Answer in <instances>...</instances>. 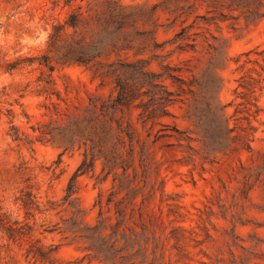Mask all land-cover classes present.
Returning a JSON list of instances; mask_svg holds the SVG:
<instances>
[{
	"label": "rangeland",
	"instance_id": "rangeland-1",
	"mask_svg": "<svg viewBox=\"0 0 264 264\" xmlns=\"http://www.w3.org/2000/svg\"><path fill=\"white\" fill-rule=\"evenodd\" d=\"M71 10L79 24L64 27L48 48L52 25ZM77 40L96 51L87 65L58 58ZM42 54L52 69L37 62ZM138 60L152 84L109 120L102 151L77 177L72 203L63 202L91 144L59 155L58 139L38 140L39 129L86 113L89 95L116 94L117 77H131ZM7 61L18 66L6 70ZM254 61L264 63V15L247 17L227 0H76L70 7L0 0V199L23 218L17 196L30 186L41 207L30 218L31 238L80 264H264V110L250 116L252 150L203 143L207 102L231 101L239 74L259 67ZM162 95V114L139 119L135 104L150 109ZM239 100L220 113V124H235ZM10 120L32 141L13 139ZM96 224L114 249L91 246L85 225ZM0 264H27L23 248L1 232Z\"/></svg>",
	"mask_w": 264,
	"mask_h": 264
},
{
	"label": "trees",
	"instance_id": "trees-1",
	"mask_svg": "<svg viewBox=\"0 0 264 264\" xmlns=\"http://www.w3.org/2000/svg\"><path fill=\"white\" fill-rule=\"evenodd\" d=\"M50 1L54 6L61 4L62 6L70 7L76 0ZM215 3L216 0H208V5L210 6ZM227 6L229 9H239L247 17L264 15V0H227ZM80 19V13L71 10L63 22L54 23L48 35L47 47H51L57 41L64 27L69 26L75 28L79 24ZM95 56L96 51L94 47L83 43L82 40H77L75 45L67 46L58 58L62 62L74 61L87 65ZM20 57L18 56L17 59ZM247 60L249 61L251 59ZM37 62L52 69L47 63L46 54L38 56ZM143 62L142 60H138L137 64L132 65L131 77L126 79L117 77L115 81L116 94L110 95L106 99H100L98 95H89L86 113L81 116L69 118L65 124H55L47 129H39V133L36 135L38 140L55 141L58 139L59 144L63 146L59 155L75 143L90 142L91 144L90 152L87 150L84 152L81 162L68 180L65 193L62 197L63 202L72 203L71 196L77 191V177L91 168L93 161L102 151L103 144L110 132L109 120L114 117L117 110L123 107L129 108L133 100L145 92L142 87L151 83L150 71L145 69ZM254 62L259 67L254 66L244 70L237 77V85L234 87V97L231 101L221 105L214 104L213 101L207 102L209 105L210 125L208 131H205L203 135V143L207 149L225 147L228 143L227 140H229L233 142L234 149L252 150V141L255 138L257 126L251 123L250 116H256L260 111L264 110V105L259 103L260 94L264 89V63ZM6 64V70L18 66V62L15 61H7ZM241 66L239 65V67ZM92 72L94 73L93 70ZM165 92L169 93V91ZM164 97L165 95H162L160 98L155 99L156 104H153L150 109H147L148 106L145 102L136 103L135 106L141 108V111L138 113V118H142L143 121L146 119L154 120L153 118L158 116V114H162L165 106L162 99ZM238 97L240 100L236 102L231 115L234 116L235 124L230 126L226 118H224L223 124H220V113ZM98 100H100L99 105ZM252 106L254 107L252 108ZM97 108H99V112ZM144 110H148V112L145 114ZM32 129L35 131L36 127L32 126ZM127 132L131 137V130L128 129ZM8 134L15 140L22 139L24 136L27 141H32L31 137L20 131L12 120H10ZM94 147L97 148V152ZM73 198L76 199L77 197L74 196ZM17 200L20 207L24 210L23 218L14 215L0 199V232L9 241L17 243L23 248V256L27 264H80V259L60 258L57 255V245L52 243L43 244L38 238H31L30 218L34 216L36 211H41L40 203L32 188L30 186L22 188L17 196ZM119 210L120 207L118 205L116 212L121 214ZM80 212H82L81 208L77 207L74 210V214H79ZM120 220L121 216L112 224L113 231L118 227ZM85 229L90 231L88 237L92 242L91 246L94 248H101V250L103 246H105L106 250L115 248L114 242H110L109 238H105L98 233V224L95 226L85 225ZM97 240L99 243H97ZM104 254L107 256V253Z\"/></svg>",
	"mask_w": 264,
	"mask_h": 264
}]
</instances>
